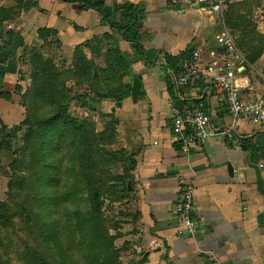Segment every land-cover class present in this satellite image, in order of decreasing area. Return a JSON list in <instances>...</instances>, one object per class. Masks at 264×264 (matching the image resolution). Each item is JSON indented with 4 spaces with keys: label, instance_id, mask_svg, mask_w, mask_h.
<instances>
[{
    "label": "crops",
    "instance_id": "1",
    "mask_svg": "<svg viewBox=\"0 0 264 264\" xmlns=\"http://www.w3.org/2000/svg\"><path fill=\"white\" fill-rule=\"evenodd\" d=\"M96 1L0 0V8L14 11L0 27L1 84L26 83V77L17 74L24 65L16 58L23 47L47 54L40 50L45 47L40 29L53 30L47 39H56L63 51L48 53L71 57L78 48L95 67L103 66L108 49H119L129 61L122 77L128 95L116 104L96 82L84 99L73 101L77 111L85 110L98 125L115 120L116 139L107 150H124L131 157L128 195L135 199L137 215L125 225L130 226L125 233L140 264H264V132L244 117L233 119L212 90H200L197 80L175 84L177 75L160 53L181 57L184 51L189 60L197 50L200 64L222 61L226 54L215 35L225 27L221 17L229 5L218 15L181 0H98L101 13L92 6ZM124 1L136 9L143 58L129 40L133 34H123L117 26L118 6ZM7 30L14 37L3 45ZM243 58L234 73L235 84L245 97L264 98V81L251 73L256 61ZM10 100L11 95L0 98V104L11 105ZM198 105L209 113L213 132L200 145L183 146L172 133V115ZM225 129L230 137L218 133ZM128 166L118 160L109 170L119 175ZM187 189L191 216L198 223L194 235L176 232L180 222L175 208Z\"/></svg>",
    "mask_w": 264,
    "mask_h": 264
},
{
    "label": "rangeland",
    "instance_id": "2",
    "mask_svg": "<svg viewBox=\"0 0 264 264\" xmlns=\"http://www.w3.org/2000/svg\"><path fill=\"white\" fill-rule=\"evenodd\" d=\"M228 5L221 17L224 24L228 16L231 17V22H234L237 15L245 16L248 21L246 24L238 18V21H242L240 28H230L229 24H225L226 28L232 30L237 47L245 57L247 52L243 50H249L239 45L243 26H246L243 30L249 32L248 37L246 35L247 41L257 45L260 37L264 46V0H231ZM40 50L47 53L43 57L51 59L57 71L62 73L60 78L67 89L63 92L66 97L75 98L78 95V98L84 99L86 93L92 92L87 90L85 84L77 85L74 82L70 75V56L61 55L60 52L63 51L60 46L45 45ZM48 50L60 52L50 54ZM65 51L67 52L66 49ZM10 55L8 52L7 56L11 57ZM17 56L19 62L25 65H21L23 69L19 65L17 74H23L26 83L17 89L12 85H3L0 81V91L11 95L12 103L0 104V202L17 213L10 226L0 227V264H92L95 260L104 264L110 257H114L117 264H140L125 233L130 228L125 225L128 222L132 224L137 215L135 199L133 195H124L122 187L119 194L110 189V193L103 195L102 217L106 238L96 239L79 229L75 218L76 210L86 215L91 203L87 188L84 185L76 186L82 176L77 168L78 156L72 155L74 149L72 142L69 143L67 132L56 129L53 134L46 135L39 134L41 130L37 128L35 136H32V149L24 155L19 152L24 145L26 126L17 125L26 118L27 111H32V105L29 102L24 105L26 107L21 105V94L26 92L31 82V68L27 56L23 53ZM254 67L252 75L264 81V51ZM73 99L68 102L67 114L88 119L93 123L95 132L104 130L107 123L112 121L111 118L98 125L88 112L86 114L85 110L79 112L74 108L76 102ZM51 105L42 107L31 120L50 111ZM6 128L10 129L8 133H5ZM45 139L51 140L52 144L47 147L49 143ZM13 167H16L14 172ZM14 175L21 180L23 187L10 191L7 183ZM109 184L113 182L109 181ZM109 184L106 182V185ZM115 185L114 182L113 186ZM23 208L28 211L29 217L21 212ZM49 223L55 227L53 231L49 230ZM37 249L41 259L37 255Z\"/></svg>",
    "mask_w": 264,
    "mask_h": 264
},
{
    "label": "trees",
    "instance_id": "3",
    "mask_svg": "<svg viewBox=\"0 0 264 264\" xmlns=\"http://www.w3.org/2000/svg\"><path fill=\"white\" fill-rule=\"evenodd\" d=\"M92 6L102 13V3L96 1L92 3ZM120 15V23L117 24L118 27L123 29V34L125 32H131L133 37L131 41L134 42V48L138 53L141 54L142 58L145 55L144 49L141 47L138 41V34L136 29V9L131 4L127 2H122L118 6ZM14 11H10L6 8H0V27L4 20L12 18ZM245 16L237 15L234 22H231L230 18L225 19V24H229L230 28H240L241 22L238 18L244 20L247 24L248 21L245 20ZM244 24V23H243ZM245 25V24H244ZM246 26L241 28L240 46L245 47L243 50L247 53L245 54V59L249 63H254L264 51V46L262 45V39L259 37V43L257 45L247 41L246 35L248 37L249 32L243 30ZM230 30V29H229ZM234 30V29H233ZM232 30H230L231 32ZM252 31H254L252 29ZM235 37V35L231 32ZM53 35V30L51 29H40L39 37L42 39L45 45H57V40H48L47 37ZM6 37L8 40L6 42L3 40V45H7L12 41L14 33L11 30L6 31ZM5 42V43H4ZM235 37V44H236ZM244 45V46H243ZM237 46V44H236ZM238 48V47H237ZM23 54L27 56L28 63L30 65V85L26 92L21 94V105L23 107L29 102L32 105V111H27L26 118L21 121L17 126L23 127L25 129L24 145L20 149L21 154H25L26 151L31 150L33 146L32 136H35L36 129L39 128L41 132L39 134H53L56 129L63 130L67 132V136L72 142V155L78 156L77 168L79 169V174L82 179L77 181L76 186L84 185L89 192L90 210L86 215L80 214V210H76L77 213L75 218L77 220V225L79 229H83L87 235H92L96 239L101 237L106 238V230L104 227V219L102 217V200L105 193L121 192L124 195L129 194L128 181H129V167L132 166L131 157L124 150L108 151L106 148L115 142V120L112 119L107 123L104 130L95 132L94 125L88 119H80L76 117H71L67 114L68 102L73 98L66 97L63 92L66 89L61 83L62 73L58 72L55 64H53L51 59L44 58L43 55L37 51L35 47H23ZM164 58L166 60L167 68L174 69L173 76L177 75L181 71V65L183 62H187L186 58L187 52L181 54V57H170L163 52ZM71 59V77L74 82L79 84H85L87 90L93 91L96 82H99L101 86L105 89V97L113 101H120L122 98L128 95L129 87L122 83V77L127 72L129 68V61L126 55L120 53L117 48H110L106 52V58L104 60L103 66L95 67L93 62L85 57L81 52V49H74ZM183 59H186L185 61ZM96 68V70H94ZM199 82L198 86L200 90L209 93L212 87L209 83H205L202 79L197 80ZM174 84V83H173ZM173 86V85H172ZM14 88L20 89V86L15 84ZM67 90V89H66ZM9 94L0 91V98L9 99ZM78 98V95L75 96ZM52 104V105H51ZM51 105L50 111L39 114L35 120H31L33 116L37 115V112L42 109V107ZM48 112V113H47ZM31 115V116H30ZM50 146L51 140L45 139ZM44 142V140H42ZM31 145V146H30ZM71 145V144H70ZM44 147V148H47ZM125 161L128 163V168L123 174H113L109 170V164L117 161ZM14 170L16 167H13ZM108 180V181H105ZM109 181L115 182L109 184ZM108 182L109 185H106ZM21 180H19L15 175L8 181L7 187L10 191L16 188H22L23 185ZM119 194V193H118ZM118 198H121L118 196ZM23 214L29 217L28 211L24 208L22 209ZM17 216L16 211L9 208L5 203L0 202V227H8L12 224V219ZM49 230L53 231L55 227L49 223ZM48 240H46L47 242ZM37 255L40 258V251L37 249ZM41 259V258H40ZM103 262V261H102ZM92 264H100L97 260L92 262ZM104 264H117L114 257H110Z\"/></svg>",
    "mask_w": 264,
    "mask_h": 264
},
{
    "label": "built area",
    "instance_id": "4",
    "mask_svg": "<svg viewBox=\"0 0 264 264\" xmlns=\"http://www.w3.org/2000/svg\"><path fill=\"white\" fill-rule=\"evenodd\" d=\"M177 1L180 0H171L173 3ZM181 1L202 5L208 12L221 15L231 0ZM215 42L226 54L222 61L212 60L200 64L198 51H193L191 59L181 65V71L174 78L175 84L182 86L192 80L206 79L212 87L217 102L224 104L233 119L244 117L264 132V98L245 97L235 84L234 73L245 61L235 44V38L226 27L222 26L220 32L215 35ZM171 130L175 139L183 146L200 145L213 132L210 128V115L201 105L176 110L171 118ZM218 133L231 136L228 129ZM175 212L180 222L176 232L180 235H194L198 223L191 216L192 200L189 189L180 195Z\"/></svg>",
    "mask_w": 264,
    "mask_h": 264
},
{
    "label": "water",
    "instance_id": "5",
    "mask_svg": "<svg viewBox=\"0 0 264 264\" xmlns=\"http://www.w3.org/2000/svg\"><path fill=\"white\" fill-rule=\"evenodd\" d=\"M116 104H118V102H116ZM9 131H10L9 128H6V129H5V133H8Z\"/></svg>",
    "mask_w": 264,
    "mask_h": 264
}]
</instances>
